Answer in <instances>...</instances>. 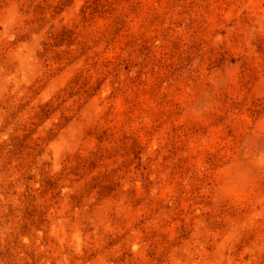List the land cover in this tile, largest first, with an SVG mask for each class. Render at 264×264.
Returning a JSON list of instances; mask_svg holds the SVG:
<instances>
[{"label": "rangeland", "instance_id": "1", "mask_svg": "<svg viewBox=\"0 0 264 264\" xmlns=\"http://www.w3.org/2000/svg\"><path fill=\"white\" fill-rule=\"evenodd\" d=\"M0 264H264V0H0Z\"/></svg>", "mask_w": 264, "mask_h": 264}]
</instances>
